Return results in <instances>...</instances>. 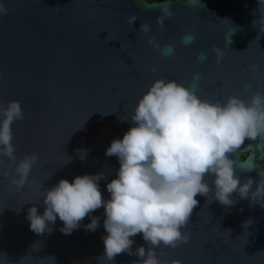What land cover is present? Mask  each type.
Masks as SVG:
<instances>
[{
  "label": "water",
  "instance_id": "1",
  "mask_svg": "<svg viewBox=\"0 0 264 264\" xmlns=\"http://www.w3.org/2000/svg\"><path fill=\"white\" fill-rule=\"evenodd\" d=\"M164 4L173 15L160 30L156 18ZM0 5L7 9L0 12V103L19 101L24 111L25 118L12 125L17 161L38 155L21 190L11 184L10 162L0 157V264H133L135 255L99 259L107 235L103 207L70 235L61 233L59 218L49 225L51 233H34L27 209L36 206L42 214L44 190L82 175L103 173L99 189L105 200L110 198L106 184L120 165L105 151L134 126L128 119L156 79L195 85L196 95L211 102L229 97L247 102L256 92L264 94V6L258 0H0ZM132 14L137 19L130 26ZM145 22L147 35L139 32ZM193 36L186 45L183 38ZM149 37L160 51L148 44ZM168 45L172 53L166 56L162 50ZM214 46L225 53L220 63ZM202 53H207L203 62ZM78 149L87 150L83 161ZM64 154L71 162L63 165ZM229 158L241 182L258 180L264 171V135L246 139ZM253 163L258 167L246 171ZM50 171L54 175L47 179ZM205 179L211 186L213 177ZM196 199L199 204L181 229L188 242L157 249L158 256L164 253L161 260L264 264V208L235 193L230 208ZM91 217L99 218V226L86 232ZM248 220L252 223L244 228ZM132 239L133 252L138 246L147 249L141 235Z\"/></svg>",
  "mask_w": 264,
  "mask_h": 264
},
{
  "label": "clouds",
  "instance_id": "2",
  "mask_svg": "<svg viewBox=\"0 0 264 264\" xmlns=\"http://www.w3.org/2000/svg\"><path fill=\"white\" fill-rule=\"evenodd\" d=\"M258 3L259 7L264 6V0ZM161 10L156 23L163 30L165 19L171 18L173 12L167 4ZM6 11L0 5V12ZM136 19L132 14L127 22L132 26ZM139 32L147 35L149 24L142 23ZM194 39V36L184 37L183 41L188 45ZM148 44L154 50H161L153 37L148 38ZM212 51L220 63L224 51L216 46ZM171 53V45L162 50L166 56ZM206 58L207 53L199 57L201 62ZM249 67L255 69V65ZM194 89L195 85L189 88L174 80L156 79L138 99L128 119L134 126L122 139L113 140L105 151V156H115L120 165L116 178L106 184L110 198L105 200L99 189L103 173L77 176L71 183L60 179L43 191L42 214L36 206L27 209L30 230L38 235L51 233L49 225H54L59 218L63 223L61 233L70 235L81 226L82 220L103 207L107 235L102 237L104 253L99 259L112 262L116 256L127 254L137 257L133 264H168L160 259L164 253L158 256L156 250L175 249L188 242V236L181 229L199 204L197 196L205 197L206 203L215 200L230 208L235 203L231 199L235 193L241 200L247 199L250 204L264 208V171L258 173L256 181L246 178L241 182L235 174L234 161L229 158L246 139L255 141L264 135V94L256 92L247 102L229 97L221 103L201 99ZM24 118L19 101L0 103V157L6 158L9 167L14 169L11 184L17 190L29 182L38 160V155L33 153L17 161L12 125ZM76 154L83 161L87 150L78 149ZM70 162L71 157L66 156L63 165ZM256 167L253 163L246 171ZM2 175L7 178L10 173ZM53 175L50 171L47 179ZM206 176L213 177L211 186ZM210 192L213 193L211 200ZM98 221V217H91V222L84 225L85 231L94 232ZM251 223L248 220L243 227ZM224 231L230 235L229 230ZM137 234L148 247L138 246L133 252L132 238ZM171 264H181V261L172 260Z\"/></svg>",
  "mask_w": 264,
  "mask_h": 264
},
{
  "label": "trees",
  "instance_id": "3",
  "mask_svg": "<svg viewBox=\"0 0 264 264\" xmlns=\"http://www.w3.org/2000/svg\"><path fill=\"white\" fill-rule=\"evenodd\" d=\"M153 1H156V0H148L149 3L153 2ZM245 156H246V154H243V155L241 156V158L244 159Z\"/></svg>",
  "mask_w": 264,
  "mask_h": 264
},
{
  "label": "flooded vegetation",
  "instance_id": "4",
  "mask_svg": "<svg viewBox=\"0 0 264 264\" xmlns=\"http://www.w3.org/2000/svg\"><path fill=\"white\" fill-rule=\"evenodd\" d=\"M156 1H162V0H156Z\"/></svg>",
  "mask_w": 264,
  "mask_h": 264
}]
</instances>
